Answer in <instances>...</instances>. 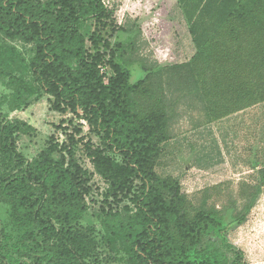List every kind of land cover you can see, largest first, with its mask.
I'll return each instance as SVG.
<instances>
[{
	"label": "trees",
	"instance_id": "obj_1",
	"mask_svg": "<svg viewBox=\"0 0 264 264\" xmlns=\"http://www.w3.org/2000/svg\"><path fill=\"white\" fill-rule=\"evenodd\" d=\"M179 3L197 50L195 57L168 67L142 63L145 74L134 80L138 69L131 56L134 40L130 36L114 45L107 42L108 51L102 53L92 54L87 47L81 28L108 15L103 0H0L2 36L36 47L30 63L17 48L10 47L2 53L0 65L11 72L30 71L34 81L58 103L74 113L81 111L104 136L109 149L123 156L125 165L117 172L141 180V191L134 200L136 212L110 228L112 240L126 241L132 264H247L244 253L229 242L228 233L245 221L258 189L243 214H221L206 205L187 215L178 206L172 180L156 174L154 156L170 123L164 82L167 71L188 74L197 95L211 105L215 120L264 100V88L253 92L242 83L231 93L224 91L218 73L228 56L229 40L238 30L264 34V0ZM98 42L95 37V46ZM106 68L115 74L107 82ZM4 69L0 67V75L9 74ZM26 92L24 88L18 91L21 99L16 109L32 95V91ZM24 128L32 129L19 119L0 125V200L10 205L13 228V232L0 228V258L4 262L13 252L33 264H88L96 240L73 229L86 211L78 198L76 165L68 163L55 142L26 167L25 157L16 147V134ZM56 153H61L60 159ZM261 172L264 185V168ZM210 235L220 238L224 252L217 242L203 244ZM227 251L233 252L232 261L225 258Z\"/></svg>",
	"mask_w": 264,
	"mask_h": 264
},
{
	"label": "rangeland",
	"instance_id": "obj_2",
	"mask_svg": "<svg viewBox=\"0 0 264 264\" xmlns=\"http://www.w3.org/2000/svg\"><path fill=\"white\" fill-rule=\"evenodd\" d=\"M103 1L108 15L100 21L90 20L81 28L87 47L92 54L102 53L108 51L107 42L114 45L130 36L134 40L131 56L138 69L134 80L145 74L142 63L168 67L186 64L195 57L196 47L177 0ZM95 37L99 39L97 46ZM263 37V32L240 29L229 40L228 56L218 70L224 91L231 93L239 83L253 92L264 88ZM10 47L17 48L27 63L35 55L34 43L7 39L0 33V57ZM4 70L9 74L0 75V125L19 119L32 127L16 134L17 151L24 155L26 167L55 142L68 163L76 165L78 198L86 211L73 229L96 240L87 263L132 264L126 241L112 240L110 228L128 221L136 212L134 200L141 191V180L117 172L125 165L123 156L109 149L104 136L81 111L74 113L58 103L34 81L30 71ZM104 71L106 82L115 75L110 68ZM164 82L170 123L154 156L156 174L172 180L178 206L187 215L206 205L221 214H243L258 189L245 221L230 230L228 240L244 253L247 264H264V100L215 120L211 105L197 95L186 72L167 71ZM22 88L25 95L27 89L32 95L16 109ZM55 156L60 159L61 153ZM9 210L10 205L0 200V228L13 232ZM209 241L219 243L224 252L220 238L204 237L203 244ZM225 258L232 261L233 252H225ZM0 264L33 263L12 252L4 262L0 258Z\"/></svg>",
	"mask_w": 264,
	"mask_h": 264
},
{
	"label": "crops",
	"instance_id": "obj_3",
	"mask_svg": "<svg viewBox=\"0 0 264 264\" xmlns=\"http://www.w3.org/2000/svg\"><path fill=\"white\" fill-rule=\"evenodd\" d=\"M177 2H178V6L181 8V10H182V12H183V14H184V16H185V19H186V21H187V18H186V13H185V10H184V8L181 6V4L179 3V0H177ZM187 23H188V21H187ZM189 25V24H188ZM190 29V28H189ZM192 40H193V38H192ZM194 42V41H193ZM195 45V44H194ZM197 51V50H196Z\"/></svg>",
	"mask_w": 264,
	"mask_h": 264
}]
</instances>
